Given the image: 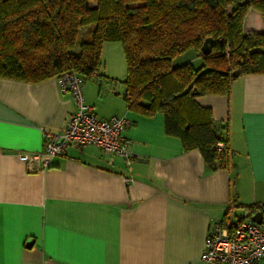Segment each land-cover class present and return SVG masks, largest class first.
Returning a JSON list of instances; mask_svg holds the SVG:
<instances>
[{"label":"crops","instance_id":"0c3cea01","mask_svg":"<svg viewBox=\"0 0 264 264\" xmlns=\"http://www.w3.org/2000/svg\"><path fill=\"white\" fill-rule=\"evenodd\" d=\"M261 16L250 10L247 32L264 30ZM107 43L102 57L122 68L104 59L84 94L99 117L132 121L130 165L70 144L46 169L29 170L22 154L41 151L45 132L61 135L76 105L56 76L0 77V264H212L202 258L212 223L262 214L264 73L238 77L229 95L197 98L229 126L230 167L214 171L198 149L166 133L163 113L129 109L124 48ZM191 60H200L196 52Z\"/></svg>","mask_w":264,"mask_h":264},{"label":"trees","instance_id":"16d2710c","mask_svg":"<svg viewBox=\"0 0 264 264\" xmlns=\"http://www.w3.org/2000/svg\"><path fill=\"white\" fill-rule=\"evenodd\" d=\"M264 0H0V77L40 82L75 71L92 77L104 44L123 45L130 110L165 115V129L210 170L230 167L229 126L200 95H229L234 80L264 73V30L247 32ZM215 43L205 54L207 38ZM193 49L202 64L174 66ZM223 145L222 147L220 145Z\"/></svg>","mask_w":264,"mask_h":264},{"label":"built area","instance_id":"2783aa9c","mask_svg":"<svg viewBox=\"0 0 264 264\" xmlns=\"http://www.w3.org/2000/svg\"><path fill=\"white\" fill-rule=\"evenodd\" d=\"M85 81V76L75 71H66L59 77L62 90L70 93L76 109L61 135L45 132L48 139L41 151L22 154L29 170L46 169L54 157L65 155L70 144L79 148L97 146L109 154L121 157L130 165L132 152L125 130L132 121L127 116H113L109 119L99 117L94 106L86 102ZM257 209L262 212L260 223L254 220L233 223L228 218L212 223L206 238L203 260L212 264H261L264 260V204H258Z\"/></svg>","mask_w":264,"mask_h":264},{"label":"rangeland","instance_id":"374dc122","mask_svg":"<svg viewBox=\"0 0 264 264\" xmlns=\"http://www.w3.org/2000/svg\"><path fill=\"white\" fill-rule=\"evenodd\" d=\"M107 44H117V46H118V48H121V50H123L122 49V44L120 43V42H111V43H107ZM108 50V49H107ZM111 50H113V49H111ZM118 50V49H117ZM194 53H195V51L193 50V49H191V50H189V51H187L186 53H184V54H182V55H180V56H177L175 59H174V61H173V65L174 66H180V65H182V64H184V63H187V62H193V61H195V60H191L192 59V57L194 56ZM103 58V60L105 59H108V67L110 68V69H114L115 71L116 70H118V69H121L122 68V64L120 65L118 62L117 63H111L110 64V59H111V55L110 56H108V55H104V57H102ZM200 59V58H199ZM105 60H104V66H106L107 64H105ZM122 60V59H121ZM194 64H195V66H197V67H199L201 64H202V59H200L199 61H195L194 62ZM105 68V67H104Z\"/></svg>","mask_w":264,"mask_h":264},{"label":"water","instance_id":"95a60500","mask_svg":"<svg viewBox=\"0 0 264 264\" xmlns=\"http://www.w3.org/2000/svg\"><path fill=\"white\" fill-rule=\"evenodd\" d=\"M215 43L214 39L209 37L205 40L203 46H202V51L205 53V54H208L210 53L211 51V46ZM254 221L256 222H261L262 221V214H259V216L257 217H254L253 218ZM34 243V240H29V246H31L32 244Z\"/></svg>","mask_w":264,"mask_h":264}]
</instances>
